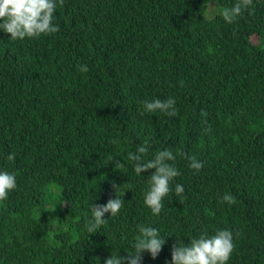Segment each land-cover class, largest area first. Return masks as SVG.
I'll list each match as a JSON object with an SVG mask.
<instances>
[{"label": "trees", "instance_id": "trees-1", "mask_svg": "<svg viewBox=\"0 0 264 264\" xmlns=\"http://www.w3.org/2000/svg\"><path fill=\"white\" fill-rule=\"evenodd\" d=\"M234 3L64 0L55 34L0 31V171L17 183L0 202V264H105L134 250L137 225L166 239L142 264H171L178 239L218 230L233 234L228 264H264V0L229 24L220 13ZM169 97L175 117L144 112ZM145 141V160L169 149L180 172L159 216L144 203L154 170L128 159ZM113 184L123 207L89 233Z\"/></svg>", "mask_w": 264, "mask_h": 264}, {"label": "clouds", "instance_id": "clouds-1", "mask_svg": "<svg viewBox=\"0 0 264 264\" xmlns=\"http://www.w3.org/2000/svg\"><path fill=\"white\" fill-rule=\"evenodd\" d=\"M64 0H0V31L10 35L12 40L34 39L42 35H52L60 31L54 24V14L57 6H63ZM253 0H235L234 6L225 8L220 13L225 22L234 23L236 18L245 11L254 12ZM78 70L88 72L87 65H79ZM176 101L169 97L167 100L155 99L143 103L144 112H161L169 117L177 115ZM201 115H207L202 112ZM211 131V125L206 129ZM117 143V141H113ZM148 153V144L139 146L135 152L128 153V159L135 162L134 171L137 175L154 170L148 177V189L145 192L144 203L151 209L154 216H159L164 204L163 200L172 191V181L180 175V172L170 161L175 160L173 152L169 149L157 151L150 160H145ZM9 161L15 160V154L8 155ZM115 170L124 168L125 164L115 158L111 161ZM190 167L197 172L203 168V163L190 157ZM116 198L109 199L106 205H92V218L86 220L85 227L89 233H96L108 220L105 214L110 213V218L117 216L123 207L124 201L119 198L117 185ZM17 188L14 173L0 171V202L8 199L9 193ZM184 187L175 184V195L183 204ZM222 202L235 203L231 194H225ZM139 235L135 237L133 251L127 252L126 256L111 255L105 264H142L143 254L149 253L156 259L166 243L161 238L158 229L137 225ZM234 250L233 234L231 230H218L214 235L203 234L190 240L187 246L178 239V245L174 244L171 250V264H228Z\"/></svg>", "mask_w": 264, "mask_h": 264}]
</instances>
